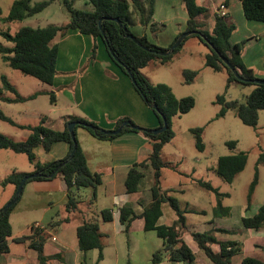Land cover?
Segmentation results:
<instances>
[{"label": "trees", "instance_id": "1", "mask_svg": "<svg viewBox=\"0 0 264 264\" xmlns=\"http://www.w3.org/2000/svg\"><path fill=\"white\" fill-rule=\"evenodd\" d=\"M69 13V21L63 25H48L46 27L34 28L31 26H22L15 33L8 30H0L3 36L11 45L0 43V55L5 62L12 68L21 71L27 76H32L41 82L53 85L58 75L57 62L59 56L58 40L61 36L71 30H78L84 35L93 36L95 39H101L105 45L107 52L112 61L120 68V70L135 80L134 87L136 91L144 99L145 103L153 110L159 120V127L163 126V115L168 120L169 127L166 131L154 134L151 130L142 131L149 139L153 141V150L150 156L141 162L134 164L130 169L126 186L129 192L138 190L140 181L144 177L142 168L151 166L153 168L154 183L151 188L152 201L145 208L141 217L144 219V230H154L163 240V248L157 250L153 255V262L158 264L163 261L166 254L173 262H182L184 264H193L195 254L190 246L182 238L181 230L186 227L188 213H199L194 208L181 206L180 201L175 193H183V190L162 187V171L163 168H175L173 162L166 160L163 156V149L175 136L172 129V118L189 112L195 106V99L191 96L178 98L171 86L165 83L152 84L149 79L142 73V69L151 61L156 60L161 64H167L171 61L173 55L179 52L185 42L192 36L198 37L208 48L210 53L206 56V66L215 72L226 69L229 76L228 82L238 81L242 84L253 85L254 89L246 97L245 102L239 100H227L224 95H218L216 103L221 104L222 108L218 114L219 117L225 116L229 109H236L237 115L242 122L248 126L256 127L259 121V111L264 109V84L254 82L259 77L253 68L246 66L242 58L244 43L233 45L230 38L236 29V25L228 23L226 17L217 16L213 30L203 29V16L208 8L200 6L197 0H182L185 10L188 13V26L186 31L200 30L202 35L192 34L186 37L182 43L171 53H169L172 45L182 35L180 32L175 41L169 47H162L148 40L146 35L137 36L130 27L131 9L138 11L140 21L143 25H147L154 16L156 0H88L93 6L91 11L80 10L74 7L76 0H59ZM243 5L244 14L247 19L264 22V0H240ZM53 0H46L32 4V0H15L10 13L1 18L4 22L23 21L26 18L43 11ZM1 13V8H0ZM112 18H118L122 22L119 25ZM102 20V28L99 25ZM162 29V28H161ZM128 34L136 36L138 42L128 37ZM227 58L240 76L244 80L238 79L234 71L222 60L221 55ZM130 70V73L128 72ZM199 74L198 70H185V83H191ZM10 93L7 95L6 93ZM51 101L55 102V95L50 92ZM39 93L30 96H22L17 88L9 81L6 76H2L0 84V99L8 103L23 102L37 97ZM157 105L158 109H155ZM0 117L11 124H15L20 128L29 129L30 133L25 140L15 141L9 136L0 133V149H11L17 153H24L29 160L35 164L34 173H39L38 177L33 180H47L61 175L68 189V211H74L78 208L80 200L78 192L81 188H91V203L96 202L97 191L102 184V176L96 172H92L88 166L87 157L79 143L75 155L69 158L74 147V141L69 132L68 125L72 121H78L77 117H70L66 120V128L62 131L46 126L45 118H42L39 125L24 126L14 122L13 119L0 113ZM128 119H120L116 124L118 128L123 121ZM82 123H90L99 128V126L90 121L81 120ZM132 122V121H131ZM134 124V122H132ZM79 126L88 129L91 134L101 139L114 138L115 135H105L99 131L84 126L83 124L75 127V132ZM157 129V128H156ZM134 131L139 132L131 127H126L123 132ZM204 128H192L191 132L195 136L196 147L203 151L205 143L203 140ZM56 142H67L70 145L69 154L60 160L52 162L42 161L35 152V149L42 146L46 151H50ZM235 146L236 142L228 143ZM248 156L245 152L222 156L219 158L216 173L226 182L232 183L238 173L246 167ZM264 164V156L259 160ZM28 173H14L7 177L3 184L12 183L18 189L21 180ZM30 179V180H32ZM28 180L27 183L30 181ZM258 181V172L252 182L249 201ZM196 186L214 193L216 196V205L214 207L215 216L227 217L230 214L228 207L223 206L222 201L228 196L227 193L220 192L209 181L204 179L194 180ZM15 197V195H14ZM20 199V197H19ZM18 199V200H19ZM163 203L169 205L176 212L178 218L173 225L159 224L158 221L163 214ZM16 204V203H15ZM15 204L7 211L0 210V255L10 251L9 238L12 236V224L10 222V214ZM250 204V202H249ZM200 213L205 214V211ZM130 205L121 208L120 221L125 224L126 231L129 230L131 222L137 218ZM101 218L105 222L113 220L112 210L107 208L101 212ZM243 225L245 228L262 229L264 228V204H262L257 213L251 217H244ZM216 232H229L225 229L214 228L208 232H195L193 238L197 241L200 248L203 249L207 256L214 264H230L232 258L241 251L236 247V243L232 241L220 242L217 240ZM78 244L81 251L98 249L99 255L96 264L104 258L103 234L100 230L99 218H93L85 221L77 229ZM47 239L45 231L32 230L28 234H23L15 238L18 242L28 244L31 248L38 252L40 264H48L53 257L46 256L44 253V244ZM218 243L220 245V253L214 254L209 244ZM243 264H264V262L253 258H245Z\"/></svg>", "mask_w": 264, "mask_h": 264}, {"label": "crops", "instance_id": "2", "mask_svg": "<svg viewBox=\"0 0 264 264\" xmlns=\"http://www.w3.org/2000/svg\"><path fill=\"white\" fill-rule=\"evenodd\" d=\"M197 2L200 6L208 8L202 21L204 22L203 29L210 32L215 26L219 6L223 3L227 5L226 20L228 23L236 25V29L230 38L231 43L233 45L244 43L242 53L244 63L246 66L253 68L259 77L264 78V22L247 19L240 0H197ZM188 19L189 16L182 0H156L152 20L145 26L141 23L139 17L138 20L134 19L131 22L130 27L135 35H146L150 42L162 47H169L180 32L186 31ZM58 45L57 70L60 73L56 76L54 84L51 85L57 89L52 91L55 95V102L51 101L50 92H48L51 104L56 106L59 105L58 103L61 102L63 97V112L62 115H59L62 125L60 124L61 128L58 130L62 131L66 128V120L70 117H77L78 121L81 119L94 122L104 129H116L118 121L125 118L150 129L159 127V120L155 113L136 91L132 79L123 73L112 61L101 39L84 35L78 30H71L59 38ZM155 64L165 65L159 61H156ZM7 95L9 94L7 93ZM37 97L34 99L36 100ZM50 111L51 117L44 116L38 111H36L35 116L40 117V122L42 118H45L44 124L53 128V116L56 113V108H52ZM77 131L78 128L76 134ZM95 137L104 140L97 136ZM88 140L90 139L84 136L83 143L78 141L87 157L90 170L102 176V184L97 191V204L91 203L92 196L87 203H80L78 208L71 212L68 211L67 204H65V214L62 217L54 216L46 222L45 219L49 215L50 208L55 204V200L41 201L37 198L42 194L50 197L60 194L59 202L63 203V198L68 197V189L61 175L47 180L35 181L30 188L27 197L29 202L25 203L24 209L12 211L10 214V222L12 224V236L9 238L10 251L0 255V264H40L38 252L35 249L26 243L15 240L18 236L30 233L32 225L36 222L47 226L44 253L46 256L53 257L48 264H88L86 260H83V253H81L79 248L77 229L85 221L93 218H99L100 223V219H102L101 212L104 209L109 208L112 210L113 220L111 222H119L121 230L124 231L126 230L125 224L120 221L121 208L130 205L138 216L131 222L129 229L131 228L132 230L136 223V227L144 229L145 223L141 214L152 201L153 168L151 166L142 168L144 177H142L138 190L135 192L128 191L126 181L134 164L150 156L153 150V141L142 131L121 132L111 141L110 149L108 148L105 152L101 151V153L95 155L94 167L91 168ZM105 140L109 139L105 138ZM35 152L42 161L52 162L65 158L70 152V145L67 142H56L50 151H46L42 146H39L35 149ZM163 156H165L164 152ZM105 160H110V166L109 163H105ZM104 177H107V182L105 187H102ZM35 199L37 200L35 201ZM108 201H111V205L105 207L104 205ZM211 203V217L207 221H200L196 223L197 225L194 228H189L193 224L190 225L187 218L186 227L181 230L182 238L195 254L193 264H214L192 235L195 232H208L214 228L229 231L216 232L215 236L218 241H232L236 243V247L241 248V251L232 258L230 264H243L245 258H253L264 262V228L258 230L245 228L242 222L244 217L255 215L261 204L252 205L247 203L240 207H230L229 216L223 217L214 215L216 198ZM185 206L192 208L190 205ZM162 211L163 214L158 223L173 225L178 218L177 214L170 219L171 222L169 224V222L164 220L163 205ZM197 211H199L198 214L201 211H205L207 215L205 209ZM34 212L37 215L29 217ZM85 215H87L86 220H82L79 224L72 222L76 218L79 219ZM19 224H22V226L20 230L16 231L15 225L19 226ZM67 227L76 230V241L69 239L70 241L67 242L56 233L59 229L67 230ZM100 230L103 238L109 236L102 231L101 223ZM186 235H189V238L185 237ZM115 243L110 244L109 242L108 246L104 244V258L98 264H103L107 260V256L112 254V251L110 252V249H112L111 245H115ZM115 246L114 251L117 252ZM208 246L216 255L221 251L218 243L209 244ZM107 247H109V251ZM98 253H96V259ZM170 262L173 261L166 254L163 261L158 264H170Z\"/></svg>", "mask_w": 264, "mask_h": 264}, {"label": "rangeland", "instance_id": "3", "mask_svg": "<svg viewBox=\"0 0 264 264\" xmlns=\"http://www.w3.org/2000/svg\"><path fill=\"white\" fill-rule=\"evenodd\" d=\"M14 1L0 0V30H8L11 33H15L22 26L39 28L48 25H63L69 21V13L59 0H53L43 11L21 22L2 21L1 18L6 17L10 13ZM42 1L46 0H32V4ZM74 7L89 11L93 9L92 4L88 0H76ZM131 18V22L134 19L138 20L137 9H131ZM0 43L11 45L1 35ZM208 53H210L209 48L198 37L192 36L167 64L156 65V60H153L147 67L142 69V73L152 84H168L178 98L191 96L195 99V106L189 112L174 116L171 120L175 137L166 144L163 152L165 154L164 158L172 161L173 167L176 168H164L161 182L164 189L175 188L184 190V193L174 194L180 201L181 206L190 205L196 210L205 209L207 211V215L188 213V223L190 225L193 224L189 228H194L197 225L196 223L203 220L207 221L211 217V202L216 198L213 193L196 186L194 183L196 179L207 180L220 192L227 193L228 196L224 199L223 205L228 207L229 210L230 207H240L249 202L252 205L264 204V164L259 161L264 156V109L259 111V121L256 127L244 124L237 115L236 109H229L225 116L219 117L218 114L222 105L215 102L218 95H224L227 100L245 102L246 97L252 92L254 86L242 84L238 81L228 82L229 74L226 69L215 72L206 66ZM185 70H198L199 74L191 83L187 84L185 83ZM2 76H6L22 96L26 97L36 92L39 93V96L36 100L17 103H8L0 99V113L10 117L17 124L36 126L40 124V117L35 116L36 111L44 114V116L51 117L50 110L56 108V113H53V128L56 130L61 128L62 120L59 115H62L63 112V97L61 102L58 103L59 105L56 106L51 104L48 94V92L56 91L57 89L35 77L27 76L21 71L12 68L0 55V84ZM8 94L11 95L9 92ZM134 124L151 130L141 124ZM196 127L204 128L203 140L205 149L203 151L196 147L195 136L191 132V129ZM0 133L9 136L15 141H20L26 138L30 131L27 128H20L15 124H11L0 117ZM84 136L90 139L88 140L89 160L90 167L93 168L95 155L101 153V151L105 152L108 148L110 149V143L115 137L107 138L109 140H100L91 134L88 129L79 126L76 134L77 140L83 143ZM115 136L117 137V135ZM231 141L236 142L234 147L228 144ZM240 152H245L248 156L246 167L236 175L232 183H228L216 173L218 160L222 156ZM105 163H109L110 166V160H105ZM35 170V164L29 160L26 154L17 153L11 149H0V210L14 198L17 191L14 184L4 185L3 181L14 173H28L31 175L34 174ZM256 171L258 172V181L249 201L250 188ZM35 181L37 180L32 179L25 184L20 199L16 201L13 212L15 210H23L25 203L29 202L27 197ZM106 182L107 177H104L102 187H105ZM91 196V188H81L78 192L81 204L87 203ZM37 199L41 201L55 200V204L49 211L50 217L48 215L45 219L46 222L54 216L62 217L65 214L64 205L68 203V197L63 198V203L59 202L60 194H56L55 197L42 194ZM93 204H97V202H93ZM108 205H111V201H108L104 206L107 207ZM163 210L165 212L164 220L170 224V219L175 217L176 213L169 203L163 204ZM36 215L37 213L34 212L29 217ZM86 216L79 219L76 218L72 222L79 224L82 220H86ZM100 223L102 231L105 235H109L103 238L104 244L116 242V246L114 244L111 245L112 249H110V252L112 251V254L107 256L108 258L103 264H156L153 262V255L157 250L163 248V240L157 235L156 231H146L143 228H138L136 227L137 223L134 224L132 230L130 228L128 231H122L119 222H105L100 219ZM21 226L22 224H19V226L15 225V230H20ZM56 233L67 242L70 241L69 239L76 241V230L74 228L59 229ZM185 237L189 238V235ZM114 246L117 252L114 251ZM107 250L109 251V247H107ZM98 252V249L81 251L83 260H86L88 264L96 263V253ZM117 253L118 256L116 257ZM170 264L183 263L170 262Z\"/></svg>", "mask_w": 264, "mask_h": 264}, {"label": "water", "instance_id": "4", "mask_svg": "<svg viewBox=\"0 0 264 264\" xmlns=\"http://www.w3.org/2000/svg\"><path fill=\"white\" fill-rule=\"evenodd\" d=\"M112 19L114 21H116L117 23H119V25H122V22L120 21V19H118V18H112ZM102 20L103 19H101L100 22H99V25H100L101 28H102ZM192 34H199V35L203 36L200 30L185 31L177 39V41L172 45V47L169 50V53L173 52L182 43V41L186 37H188V36H190ZM128 37H130L134 41L138 42V40H137V38H136L135 35L128 34ZM219 55H221V54L219 53ZM221 58L234 71V73H235V75H236V77L238 79L244 80L242 78V76H240V74L236 70H234V67L232 66V64L229 62V60L227 58L223 57L222 55H221ZM128 72L130 73V70L129 69H128ZM132 81L135 82L133 76H132ZM253 81L256 82V83H259V84H264V80L263 79H256V80H253ZM154 107H155V109H158L157 105H155ZM162 117H163V126L160 127V128H157V129H152V132L154 134L162 133V132L166 131L168 129V127H169L168 120H167L166 116L163 115ZM78 124H83L84 126L89 127L91 129H94V130H97V131H99V133L105 134V135H118L126 127H131V128L136 129L138 131H145V130H147V129H144V128L140 127V126H137V125L133 124L130 120L123 121L118 128L113 129V130L112 129L111 130H108V129H104V128H100V127L98 128L97 126H95L93 124H90V123H82L81 121H72L68 125L69 132L71 133V137H72V139L74 141V147H73V150L71 151L70 156H69L70 159H72L74 157L75 152H76V150L78 148V143H77V138H76V132H75V127ZM38 176H39V173H34V174L26 175L25 177H23V179L21 180L20 185H19V187H18V189L16 191L15 197L12 200H10L3 207V211L4 212H7L16 203V201L19 199V197L22 194L23 189H24V186L27 183V181L30 180V179H32V178L38 177Z\"/></svg>", "mask_w": 264, "mask_h": 264}, {"label": "built area", "instance_id": "5", "mask_svg": "<svg viewBox=\"0 0 264 264\" xmlns=\"http://www.w3.org/2000/svg\"><path fill=\"white\" fill-rule=\"evenodd\" d=\"M218 15L221 17L227 16V5L221 4L218 8ZM32 230H39V231H47V226L43 225L42 223L36 222L32 225Z\"/></svg>", "mask_w": 264, "mask_h": 264}]
</instances>
